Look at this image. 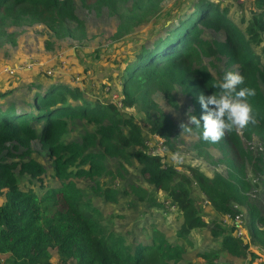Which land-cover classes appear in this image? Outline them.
<instances>
[{"label": "trees", "instance_id": "trees-1", "mask_svg": "<svg viewBox=\"0 0 264 264\" xmlns=\"http://www.w3.org/2000/svg\"><path fill=\"white\" fill-rule=\"evenodd\" d=\"M81 1L89 8H106L117 18L113 39L133 32L151 18L154 28L164 15H168L167 20L175 19L157 26L138 45L124 67L120 99L121 105L125 102L140 107L148 131L167 149H175L174 124L152 95L160 92L173 103L178 87L190 98L192 114L200 118L204 112L198 95L214 94L217 89L213 84L222 81L202 64L203 58L222 59L224 72L245 77L244 86L256 90L250 102L259 122L239 133H226L216 143L204 141L202 129H194L199 134L195 145L198 155L213 163L222 162L227 172L208 176L187 167L184 173L168 164L164 156L148 151L140 126L133 118L123 116L118 104L90 100L79 88L59 78L40 74L28 78L26 86L31 96L25 94L18 102L0 100V255H5L0 264H51V250L56 252L59 264H180L188 258L187 249L192 246L189 234L208 227L190 193L188 186L192 183L219 215L234 216L235 205L246 206L249 236L254 245L264 248V214L249 201L251 183L247 178V165L255 174L264 173V60L253 49L263 45L264 51V0H252L254 9L244 29L213 0H193L189 10L184 8L182 13L183 0L165 12L166 0ZM22 24H43L58 40L69 37L82 41L87 36L74 0H0V45L15 44L7 26ZM204 30L222 33L223 37L204 38ZM7 75L0 80V99L14 92L13 86L5 85ZM76 121L93 124L95 129L86 130L77 141H63L62 135ZM254 137L262 146L258 152L244 144ZM34 142L48 151L53 176L59 181L41 194L30 187L21 188L18 179L27 175L40 180L45 173L44 166L32 157ZM209 148H216L221 157L215 160ZM107 157L118 161L120 175L125 164L134 160L142 179L178 206L182 222L177 241L170 242L159 230H153L149 241L139 239L129 244L121 234L102 225L100 210L84 198L75 180L113 176L105 164ZM94 191L108 202L117 200L115 189L96 184ZM127 192L152 206L158 204L150 189L142 185L130 183ZM229 230L211 228L212 236L220 238L219 248L212 254L199 251L196 255L216 260L221 251H226L236 258L247 257V264H254L258 255L248 242L232 236L234 226Z\"/></svg>", "mask_w": 264, "mask_h": 264}, {"label": "rangeland", "instance_id": "rangeland-1", "mask_svg": "<svg viewBox=\"0 0 264 264\" xmlns=\"http://www.w3.org/2000/svg\"><path fill=\"white\" fill-rule=\"evenodd\" d=\"M178 1L180 0H166L163 3L164 12ZM213 1L218 3L220 9L226 10L230 20L244 29L247 20L250 19L251 11L254 9L252 0ZM192 2L193 0H183V10L180 12H184V8L189 10ZM74 3L76 14L84 22L87 33L86 38L82 41L69 37L58 40L43 24L7 26V32L14 34L15 44L0 45V80L3 75L5 76V73H9V71H3L5 68L12 70L13 75L9 73L11 76L7 75L9 80L4 83L6 86L8 84L13 86L14 92L12 91V94L0 100L18 102L25 94L31 96L32 93L26 86V80L34 78L35 75L59 78L63 82L79 88L90 100L100 104L109 102L118 104L120 113L125 117L133 118L140 126L148 151L164 156L165 161L177 170L186 173L187 167H195L208 176H212L215 172L226 175L227 169L222 162L213 163L198 155L195 145L199 141V134L196 130L191 135L181 136L182 130L179 125L182 122H187V113L192 106L190 98L183 95L178 87L173 93L175 99L173 103L165 99L160 92H154L152 95L163 112L173 121L174 151H170L166 146L165 149H161L155 136L148 131L144 114L138 105H126L124 101L121 105L120 99H123L122 74L126 63L132 60L138 45L149 37L157 26L161 27L164 23L168 24L175 19L167 20L168 15H164L159 18L160 20L154 28L155 25L151 23V18L133 32L121 38L113 39L112 35L118 24L115 16L110 15L106 8H89L81 0H74ZM174 12H176V8ZM241 20H244V23ZM202 36L207 39H221L223 34L204 30ZM253 49L264 60L263 45L253 46ZM202 64L215 78L222 80L225 73L222 59L203 58ZM8 81L10 83H7ZM94 129L95 125L93 124L80 121L73 122L68 131L62 135V140L66 142L77 141L86 130L94 131ZM244 144L254 152L260 150V143L256 137L249 142H244ZM32 148V157L44 166L45 173L40 177V180L29 179L27 175L18 176V179L21 188L30 187L37 194H41L46 189L57 186L59 181L53 176L54 172L48 151L37 142L33 143ZM209 151L215 160L221 157L216 148H209ZM176 152L181 153L180 161L171 159L172 154ZM105 164L113 172V176L106 174L94 180L90 178H77L75 180L84 198L91 201L100 210L102 225L115 234H121L129 244L139 239L149 241L153 230H159L170 242L177 241V231L182 222L178 206L173 201L167 200L163 191L154 190L142 179L139 172L140 166L134 160L125 164V170L120 171L121 175L117 173L119 169L116 159L107 157ZM247 178L251 183V189L248 192L249 201L264 214V186L262 184L264 173L255 174L252 168L247 165ZM130 183L142 185L146 189L149 188L158 204L152 206L148 201H140L133 194L125 193V190L129 189ZM96 184L101 188L109 187L117 190V200L115 202L106 201L104 197L94 191ZM188 187L198 211L206 220L208 227L193 230V236L189 234L192 238V246L187 249L188 258H185L180 264H247V257L236 258L226 251H221L216 260L213 257L196 255L199 251L212 254L215 249L219 248L220 238H214L210 231L216 226L228 232L234 226L235 230H232V236L248 242L249 248L258 255L253 263L264 264V248L254 245L249 236L247 207L235 205V210H237L235 215L237 213L243 214V223H236L234 221L235 215L217 214L195 183ZM2 200L3 195L0 194V203ZM239 227L243 231L240 235L236 233ZM206 258H209L210 261ZM4 259L5 255H0V263ZM51 264H59L57 254L53 250H51Z\"/></svg>", "mask_w": 264, "mask_h": 264}, {"label": "clouds", "instance_id": "clouds-1", "mask_svg": "<svg viewBox=\"0 0 264 264\" xmlns=\"http://www.w3.org/2000/svg\"><path fill=\"white\" fill-rule=\"evenodd\" d=\"M244 85L243 75L233 71L225 72L222 81L213 84L217 89L214 94L206 96L201 92L198 95L197 99L204 114L197 118L192 114L193 109L189 108L187 122L179 125L181 136L191 135L194 129H202V139L216 143L226 133H239L249 124H258L257 115L250 102V98L256 95V90ZM181 158L179 152L171 156L173 161H180Z\"/></svg>", "mask_w": 264, "mask_h": 264}, {"label": "built area", "instance_id": "built-area-1", "mask_svg": "<svg viewBox=\"0 0 264 264\" xmlns=\"http://www.w3.org/2000/svg\"><path fill=\"white\" fill-rule=\"evenodd\" d=\"M3 71H9V73L10 74H12L13 73V71L12 70H9V69H7V68H5ZM155 136V138H156V141L160 144V146H161V149H165L166 147H165V145L163 144V142H162V140L159 138V137H157L156 135H154ZM262 146H260V144H259V149L261 150L262 148H261ZM151 152V151H150ZM152 154H157V153H154V152H152ZM234 221L236 222V223H243V214L241 213V214H236L235 216H234ZM236 233H238V235H240V234H242L243 233V231L241 230V227H239L237 230H236Z\"/></svg>", "mask_w": 264, "mask_h": 264}, {"label": "crops", "instance_id": "crops-1", "mask_svg": "<svg viewBox=\"0 0 264 264\" xmlns=\"http://www.w3.org/2000/svg\"><path fill=\"white\" fill-rule=\"evenodd\" d=\"M193 233H194V232L192 231V232L190 233V236H193ZM190 238H191V237H190ZM191 240H192V238H191Z\"/></svg>", "mask_w": 264, "mask_h": 264}]
</instances>
